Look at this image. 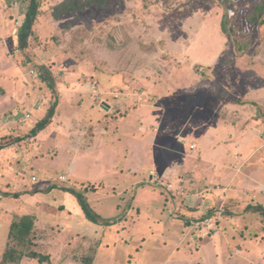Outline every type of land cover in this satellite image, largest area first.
I'll use <instances>...</instances> for the list:
<instances>
[{"label":"rangeland","instance_id":"rangeland-1","mask_svg":"<svg viewBox=\"0 0 264 264\" xmlns=\"http://www.w3.org/2000/svg\"><path fill=\"white\" fill-rule=\"evenodd\" d=\"M62 1L39 0L22 49L18 31L30 0H0V45L17 86L0 78V143L20 139L0 149V264L13 244V216L29 215L31 194L66 229L47 231L63 242L44 238L46 247H35L53 264H88L85 257L103 244L97 264H262L264 216L246 209L264 197L231 189L227 199L215 195L216 184L228 185L209 166L216 135L207 138L206 124L213 111L225 112L219 98L244 100L245 112L264 118V24L249 19L263 0H231L234 7L227 0H105L57 19ZM225 16L233 37L222 29ZM41 65L51 69L57 93L41 79ZM200 83L219 98L207 88L185 92ZM57 97L53 121L29 136ZM201 152L204 168L188 167L185 154ZM66 186L88 187L91 207L117 221L88 220ZM36 260L29 264H47Z\"/></svg>","mask_w":264,"mask_h":264},{"label":"crops","instance_id":"crops-1","mask_svg":"<svg viewBox=\"0 0 264 264\" xmlns=\"http://www.w3.org/2000/svg\"><path fill=\"white\" fill-rule=\"evenodd\" d=\"M0 17H2L1 14ZM3 18L4 17H2L0 22L3 20ZM3 36V30L0 28V38H2ZM3 47L2 45H0V78L2 79V81L8 82L9 80L7 78V70L10 71L11 67L8 66V64L10 63L9 57L7 56L6 51ZM2 81H0L1 84L4 83ZM9 82L12 84L11 81ZM259 83L260 82H254L253 85H259ZM16 87L13 86V84L9 86V88L11 89H15ZM216 96L217 98H219L218 95ZM219 100L220 104H222L225 108V112L223 113L220 111H213L210 122L206 124L207 138L208 136L210 138L214 134L216 135L213 154L215 160L211 162L209 166L213 168V170L217 168L214 173L215 181H217L218 179L220 182H225L229 186V188L224 184H216V187L214 188L215 195L219 198L221 197V195H224L225 199H227L229 197V189H231L233 193H238L240 195L243 193L247 194L249 192L251 195H256L257 198L259 195L264 197V118L257 113L256 117H254L253 115L245 112L244 106L248 105V103H243L244 100L235 99L227 102L222 101L220 98ZM28 114L29 116H27ZM24 116L27 119L31 118L30 113H26ZM214 124L215 130L212 129V126L214 127ZM198 146L199 143L197 141L192 140L190 142L191 150H195ZM185 156L187 157L186 164L188 167L192 166L191 163H199L200 165H194L202 167V163L209 161L203 159V157H205V153L202 154V152L201 155H199L198 157H194V159H191L189 154H185ZM217 157L224 161L222 165L219 164V159H216ZM165 161L168 169L167 175L171 179L174 174L173 170L171 169L173 159L167 158ZM221 169L223 170L221 171ZM150 175L151 177L154 176L152 174ZM34 177H32V179L37 180V177L36 179H34ZM64 180H67V177ZM100 184H102V182H100ZM218 186L220 188H218ZM11 195L13 194H10V196ZM19 195H21V193ZM31 198L32 199L30 203L32 204V209L28 212H30L29 214H33L36 217L35 226L38 231L37 235L43 234V237L44 235L47 236V240H61L60 242H63L62 238L52 239V237L48 235L47 231H49L52 227L54 228V230L56 229L57 234L58 230L65 233L66 229H63L64 226L58 223L55 219H51V217L49 216L50 214L47 213L48 210L46 209V207H44V212L40 210L39 207H42V205L44 204V200L38 198L37 195L34 194H31ZM259 203L264 205V200L259 201ZM15 215L22 216L25 214L16 213ZM71 233H73V235L76 237L75 230H72ZM75 237L73 239V243L79 241L76 240ZM185 238L187 237L184 236V238L182 239V243H185ZM38 241L44 242L45 240L44 238H39ZM104 247V244L102 246H97L98 249H96L97 251L93 255V258H95L93 264H97V259L100 256V250ZM261 260L262 264H264V259ZM244 264H246V262H244Z\"/></svg>","mask_w":264,"mask_h":264},{"label":"trees","instance_id":"trees-1","mask_svg":"<svg viewBox=\"0 0 264 264\" xmlns=\"http://www.w3.org/2000/svg\"><path fill=\"white\" fill-rule=\"evenodd\" d=\"M205 2H211L213 0H200ZM230 2V5L234 7L231 0H227ZM105 5V0H89L86 2H83L82 0H64L61 3H59L57 6H55L53 10V15L55 18L59 19V17L66 12H72V11H82L89 7H100ZM40 13V2L39 0H30L29 6L24 18V21L19 28L18 31V40H19V46L22 49H25L29 46V38L33 34V26L36 23L37 17ZM235 13V12H234ZM264 0L261 3H257L254 13L250 14L249 19L250 23L252 25H261L264 24ZM229 18H232L231 16ZM227 16H225V19L222 22V29L224 32L230 35V37H233L235 34V31L232 28H227L228 19ZM241 49V48H239ZM238 54V52H236ZM241 55V54H239ZM40 77L41 79L47 83L48 87L54 92L57 93V84L55 77L51 71L50 68H48L46 65L40 66ZM212 89L216 95L217 91L214 89V87L209 83H200L196 86L189 87L186 89L187 93H193L197 89ZM59 97H57L54 102L51 103L49 109L47 110L45 116L37 122V124L32 128L30 131L29 136H36L43 128H45L49 123L53 121V118L56 115V110L59 105ZM16 140H9L6 142L0 143V149L4 148L6 146H9L16 141ZM65 190L73 192L79 201V204L81 205L82 209L84 210V213L88 220L101 223V224H107L112 225L117 221L118 217H107L104 218L100 214H98L92 207L88 200V196L86 192L89 190L88 187H86L84 190L81 188H75V187H64ZM81 189V190H80ZM96 188H92L91 190H95ZM7 195H10L9 193ZM14 196H17V193L13 194ZM247 210H251L254 212L261 213L262 216H264V205L262 204H255V205H249L247 206ZM14 220H12V223L10 225V231H9V240L13 242L12 245L8 247V249L5 251L3 258L1 260V264H8V262H12L9 264H29L30 258L38 263L40 262H46L47 264H53L50 255L47 253H43L41 251H37L36 248H45L46 243L43 241H39L37 244L36 241L39 238H47V236L43 234L37 235L38 231L35 226V215L29 214V215H15ZM38 237V238H37ZM36 243V244H35ZM35 244V245H34ZM24 257H28L29 259ZM93 258V256H86V262L88 264H91L90 260ZM23 261V262H22ZM22 262V263H21Z\"/></svg>","mask_w":264,"mask_h":264},{"label":"built area","instance_id":"built-area-1","mask_svg":"<svg viewBox=\"0 0 264 264\" xmlns=\"http://www.w3.org/2000/svg\"><path fill=\"white\" fill-rule=\"evenodd\" d=\"M27 116H29V114H28ZM151 174H152V175H155L154 172H151ZM34 179H36V177H34ZM62 179L64 180V179H66V177L63 176ZM218 188H220V187L218 186ZM221 198L225 199L224 195H221Z\"/></svg>","mask_w":264,"mask_h":264}]
</instances>
